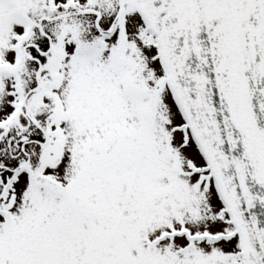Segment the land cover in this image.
Wrapping results in <instances>:
<instances>
[{
  "label": "snow or ice",
  "instance_id": "snow-or-ice-1",
  "mask_svg": "<svg viewBox=\"0 0 264 264\" xmlns=\"http://www.w3.org/2000/svg\"><path fill=\"white\" fill-rule=\"evenodd\" d=\"M0 264H264V0H0Z\"/></svg>",
  "mask_w": 264,
  "mask_h": 264
}]
</instances>
